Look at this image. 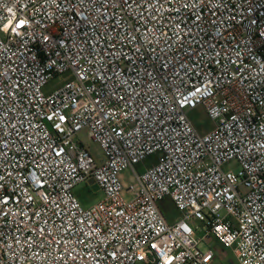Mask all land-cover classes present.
Wrapping results in <instances>:
<instances>
[{
    "label": "built area",
    "instance_id": "built-area-1",
    "mask_svg": "<svg viewBox=\"0 0 264 264\" xmlns=\"http://www.w3.org/2000/svg\"><path fill=\"white\" fill-rule=\"evenodd\" d=\"M212 243L264 264V0H0V264H212Z\"/></svg>",
    "mask_w": 264,
    "mask_h": 264
},
{
    "label": "rangeland",
    "instance_id": "rangeland-1",
    "mask_svg": "<svg viewBox=\"0 0 264 264\" xmlns=\"http://www.w3.org/2000/svg\"><path fill=\"white\" fill-rule=\"evenodd\" d=\"M188 117L191 120V122L193 123V125L195 126V128L199 134H204V133L210 131L214 127L213 121H211L207 117V115L205 114L203 109L200 107L190 111L188 113ZM76 140L88 151L90 156L93 158V160L97 164H101L103 162V152H102L100 146L97 143L93 142L89 138L86 130H82L78 134ZM151 160H153V157L146 160L143 164L138 165L135 168V172L136 173L141 172L144 168H146L149 164H151V162H150ZM223 168L224 169H231L235 173H237L240 170L239 167L234 165V164L226 165ZM119 178H120V181H121L122 186L124 188L122 195L124 198L127 199V198H129V193L126 192V189L130 185L135 184L134 180H133L132 173L128 169L123 170L122 172H120ZM93 190H94L93 187H88L87 184H81L75 189V194L78 198L81 199L82 203L85 200H86V202H89V201L93 202L97 198V197L91 196L90 193H92ZM239 191L241 193H243L245 190H244V188H240ZM98 195L100 196L99 192L97 193V196ZM159 207H160L162 213L164 214V216L166 217V219L171 218V219L175 220L179 217V213L175 210L172 203L168 199L163 200L160 203ZM193 224H196V226H198V223H193ZM195 234H196L195 237L197 239H200L202 233L199 230H197V232ZM212 246L215 247V249L218 253L216 259L213 261L212 264H236V262L233 258V255L229 249H222L216 243H212ZM205 247H207V245L205 243H202L201 248H205Z\"/></svg>",
    "mask_w": 264,
    "mask_h": 264
},
{
    "label": "crops",
    "instance_id": "crops-1",
    "mask_svg": "<svg viewBox=\"0 0 264 264\" xmlns=\"http://www.w3.org/2000/svg\"><path fill=\"white\" fill-rule=\"evenodd\" d=\"M150 162H151V164H153V163H154V159L151 160ZM151 164H149L148 166H150ZM93 189H94V188H93ZM97 193H98V192L94 189L93 192L90 193V194H91V196H93V197H97V198H96V200H97V199H100V198H101V195H100V196H99V195L97 196ZM87 194H88V193H87ZM88 195H89V194H88ZM79 200H80L81 204H82L83 206H85V207L89 206L91 203L94 202V201H93V202H92V201L86 202V200H85V201H83V203H82V201H81L80 198H79ZM166 220H167L168 222H170V221H172L173 219H171V218H167Z\"/></svg>",
    "mask_w": 264,
    "mask_h": 264
}]
</instances>
